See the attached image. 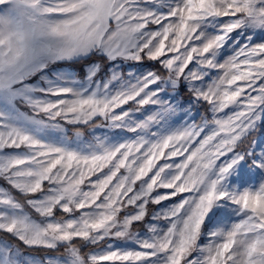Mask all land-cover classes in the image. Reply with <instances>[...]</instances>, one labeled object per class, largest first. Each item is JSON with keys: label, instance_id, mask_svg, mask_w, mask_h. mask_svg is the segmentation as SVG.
<instances>
[{"label": "snow or ice", "instance_id": "1", "mask_svg": "<svg viewBox=\"0 0 264 264\" xmlns=\"http://www.w3.org/2000/svg\"><path fill=\"white\" fill-rule=\"evenodd\" d=\"M262 127L264 0H0V264H264Z\"/></svg>", "mask_w": 264, "mask_h": 264}, {"label": "rangeland", "instance_id": "2", "mask_svg": "<svg viewBox=\"0 0 264 264\" xmlns=\"http://www.w3.org/2000/svg\"><path fill=\"white\" fill-rule=\"evenodd\" d=\"M154 62H144L142 64H129V65H125L124 67V71L127 72L129 70V68L133 69L134 71L136 72H144V71H147L149 69H152L154 68V66H152ZM159 66V65H158ZM60 70H70V71H73L76 73V75L79 77V78H83L84 74H85V71H84V66L80 67V68H71V67H68V66H64L62 65L60 67ZM55 71V69H54ZM101 75H103V73H101ZM171 91V90H169ZM184 91V93H183ZM184 94H189L188 97L184 96ZM191 99V95L190 93L188 92L187 88L181 84V86L177 89V95H176V101L181 103L185 109H187V106L189 104V101ZM192 113L194 114L195 116V119L197 121H199L200 119V114H202V111L200 110V107L199 106H194L192 108ZM199 118V119H198ZM186 119V116L184 115V112H179L177 114V116L174 118L175 122L177 125L183 123V121ZM90 132V129H86L85 130V134L87 135L88 133ZM106 132L105 129H96V133L99 135V134H104ZM257 135L260 136V137H264V127L258 129L257 131ZM92 179L94 180L95 177H92ZM2 183V182H0ZM167 203V202H165ZM158 208V206H155V205H149V208H148V211L149 213L151 214L152 211L154 209ZM142 230V229H141Z\"/></svg>", "mask_w": 264, "mask_h": 264}, {"label": "trees", "instance_id": "3", "mask_svg": "<svg viewBox=\"0 0 264 264\" xmlns=\"http://www.w3.org/2000/svg\"><path fill=\"white\" fill-rule=\"evenodd\" d=\"M153 65L152 66H154V68H158L159 66L154 62V63H152ZM64 66H68V67H71V68H80V67H82V66H84L83 64H79V65H64ZM183 93H184V91H183ZM184 96H186V97H188L189 96V94H184ZM200 110L202 111V113H203V111H204V108H202V107H200ZM199 119V118H198ZM86 130V129H85Z\"/></svg>", "mask_w": 264, "mask_h": 264}]
</instances>
